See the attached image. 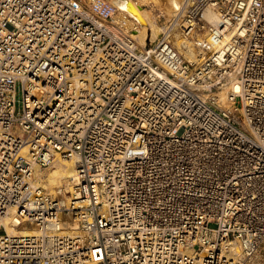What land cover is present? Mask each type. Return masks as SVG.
Segmentation results:
<instances>
[{"label":"built area","instance_id":"1","mask_svg":"<svg viewBox=\"0 0 264 264\" xmlns=\"http://www.w3.org/2000/svg\"><path fill=\"white\" fill-rule=\"evenodd\" d=\"M115 13L0 0V264L264 263V0H183L144 46ZM55 159L69 190L34 183Z\"/></svg>","mask_w":264,"mask_h":264},{"label":"bare ground","instance_id":"2","mask_svg":"<svg viewBox=\"0 0 264 264\" xmlns=\"http://www.w3.org/2000/svg\"><path fill=\"white\" fill-rule=\"evenodd\" d=\"M112 6L116 8L114 14V20L123 22L127 29L133 30V36L137 40L140 46L146 45L147 40L153 41L158 37L163 27L156 22V17L151 13L148 8L143 6L148 4L159 5L161 3L162 15L166 18V21L170 19L179 9L183 0H107ZM205 19L212 23L215 20V14L212 11H207L204 14ZM174 32V45L182 53V55L190 62L197 60L198 52L194 48L193 43L189 40L181 39L178 33H176V27ZM207 31H204L198 35L199 38L205 37ZM232 88L237 91L238 86L234 85ZM224 95V94H222ZM74 159H55L52 165L47 170L35 169L34 183L42 185L43 187L53 190L57 187L63 186L66 189H71L74 177ZM17 223L12 217H5L2 224L6 227L8 234H33L36 229L32 226H19L13 227ZM231 256L235 257L238 254L236 246H231ZM24 264H34L33 262H24ZM91 264V263H89ZM251 264H264L260 262H254Z\"/></svg>","mask_w":264,"mask_h":264},{"label":"rangeland","instance_id":"3","mask_svg":"<svg viewBox=\"0 0 264 264\" xmlns=\"http://www.w3.org/2000/svg\"><path fill=\"white\" fill-rule=\"evenodd\" d=\"M165 1V0H163ZM144 8H148L151 13L154 15V17H156V22L163 27L165 25V23L169 20L166 21V18H164V16L162 15V10H161V3L159 5H154V4H148L143 6ZM47 170V169H46Z\"/></svg>","mask_w":264,"mask_h":264}]
</instances>
